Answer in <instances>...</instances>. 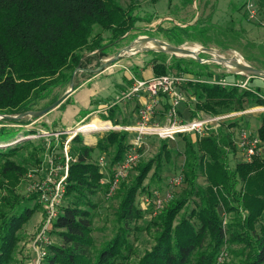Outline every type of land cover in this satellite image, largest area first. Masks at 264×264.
Here are the masks:
<instances>
[{
    "label": "trees",
    "instance_id": "trees-1",
    "mask_svg": "<svg viewBox=\"0 0 264 264\" xmlns=\"http://www.w3.org/2000/svg\"><path fill=\"white\" fill-rule=\"evenodd\" d=\"M136 22L132 9H122L118 0H0V117L4 116L0 124L26 125L20 119L6 116L33 111V106L48 98L54 87L68 86L71 74L80 67L83 50L104 52L132 31ZM98 30L108 32V45H102ZM154 73L159 76L168 72L164 66H156ZM259 81L264 83L251 78L248 86ZM192 83L196 103L191 117L197 111L223 115L264 105V94L255 90L240 91L237 87L201 80ZM57 101V97L52 98L44 108ZM68 101L67 95L57 108L64 110ZM104 120L116 125L110 115ZM17 132L15 128L0 126V144L13 140ZM257 135L264 147V121ZM220 137L219 132L204 137L197 150L191 140L184 139V179L190 187L189 196L196 198L194 207L182 214L178 222L175 218L186 205L187 197L161 207L154 244L132 264H217L225 231L228 242L241 247L236 253L242 257L239 264H264V225L256 227L259 220H264V155L250 162L241 161L230 169L225 144L231 142L226 143L222 137L220 143ZM126 139V132L117 131L97 139L94 146L85 145L80 134L70 139L72 161L68 165L63 197H70L71 202L58 208L50 230L55 231L60 243L48 246L44 264H115L117 259L131 254L128 225L141 217L134 204L135 194L153 160L142 166L133 184L121 194L115 211L117 231L95 253L90 214L85 209L94 207L89 197L101 186L103 177L99 166L91 161L93 153H106L113 148L108 164L112 167L128 150ZM30 145L28 140L14 146L0 145V173H17L19 167L8 158ZM163 147L166 148L165 143ZM198 152L209 158L205 188L194 183L196 168L200 166ZM156 170L157 167L152 176ZM32 198L31 194L28 200ZM218 205L225 213L234 214L225 230ZM33 211L34 208L18 202L7 212H0V264L11 263L17 233Z\"/></svg>",
    "mask_w": 264,
    "mask_h": 264
},
{
    "label": "rangeland",
    "instance_id": "rangeland-1",
    "mask_svg": "<svg viewBox=\"0 0 264 264\" xmlns=\"http://www.w3.org/2000/svg\"><path fill=\"white\" fill-rule=\"evenodd\" d=\"M118 2L122 9H132L133 16L137 19L134 29L119 39L116 45L108 46L102 53L96 49L83 50L79 70L71 74L73 80L71 87L69 85L54 87L48 98L33 106L32 112L42 110L52 98L61 99L66 94L73 95L74 98L68 101L66 109L61 110L57 106L39 118H34L31 114L20 117L21 121L27 123L26 125L0 124V126L18 130L16 137L3 144V147L22 144L27 140L31 143L29 147L20 148L14 156L8 158L19 167L17 173L7 175L0 173V212H7L12 204L18 202L31 209L34 208L17 233L18 241L10 264H34L35 261L32 245L45 213L34 186L42 182L50 168H58L54 172L58 179L62 173L60 168L65 163L69 165L72 161L69 156L70 139L76 134L82 136L85 145L92 146L97 139L106 136L109 132H125L120 128L132 126L140 108L136 93L131 94L136 81L155 77L156 66H164L168 73L192 80L182 87L185 95L184 105L192 113L196 103V98L192 94L194 92L192 82L197 80L219 82L228 74L226 60L236 61V57L240 56L245 64L264 70V0H118ZM99 33L103 40L102 45H108V32L99 31ZM146 38L179 47L177 52L181 54L188 52L191 48L197 50L201 47L210 53H200L198 58L177 56L169 54L163 46H148L147 49L134 52L132 48L138 43L143 42V47L148 44ZM158 49L166 52L154 51ZM242 80L241 77L235 81ZM254 85H250L249 88L264 94V83L257 82ZM73 88H75L74 91ZM69 90L70 92L67 93ZM159 105L160 103L157 105L155 116L163 120V111ZM262 108L264 105L230 113L232 116L222 120L218 129L209 130L204 136H216L219 132L220 143L222 137L226 138V143L231 142L229 145L225 144L230 169L243 161L236 147L239 131L243 129L257 134L258 127L264 121ZM84 114L88 116L77 123V116ZM109 115L118 123V126L111 122L110 125L114 127L111 129L85 133L78 131V129L90 128L89 123L92 121L106 125L103 121L105 116ZM206 116L221 115L197 111L190 120ZM126 133L128 143L133 133ZM204 137L181 134L175 137V141H163L156 135L145 137V145L139 151L138 161L120 182L115 193L108 197L106 185H102L94 195L89 197L94 207L85 209L90 214L94 253L114 237L119 225L115 211L120 202V196L133 184L142 166L152 160L150 169L145 179L139 182L135 194L134 204L141 212V217L128 225L127 241L131 246V254L125 259H117L115 264L136 263L144 252L152 247L156 236L158 213L166 205L172 201L188 198L186 205L176 216L175 222L179 221L182 214L194 207L193 202L196 198L189 196L190 187L184 179L186 160L183 154L184 139L191 140L197 150ZM67 141L69 143L66 162L62 147ZM164 143L167 149L163 147ZM112 153L113 148H109L106 153L95 151L91 161L99 166L100 172L105 173ZM198 156L201 157L198 159L200 166L196 168L194 183L196 186L205 188L208 186L209 169L206 165L209 158L200 152ZM101 162H104V166ZM155 167H157L156 175L152 176ZM178 174L182 175V183L175 187L169 186L168 179ZM167 193L170 199L164 201L160 208H156L154 199L164 198ZM31 194L33 198L28 200ZM70 202V197H63L59 208L69 205ZM217 209L225 230L234 214L225 213L220 205ZM258 225H264V220L257 222V229ZM55 234V231L49 230L47 235L49 245L60 243ZM224 235V242L217 256V264H239L242 257L236 253L241 247L228 242L227 231Z\"/></svg>",
    "mask_w": 264,
    "mask_h": 264
},
{
    "label": "built area",
    "instance_id": "built-area-1",
    "mask_svg": "<svg viewBox=\"0 0 264 264\" xmlns=\"http://www.w3.org/2000/svg\"><path fill=\"white\" fill-rule=\"evenodd\" d=\"M227 73L231 74L229 72ZM231 75H239L243 80L239 82L222 79L219 82H206L220 84L227 87L242 88L243 90H251L248 86V82L251 78H256L243 74ZM257 79L264 82V79L262 78ZM191 81L192 80H189L184 76L173 73L151 77L145 81H136L135 86L131 90V94L144 90L148 95V101L138 110V120L134 126L120 128L125 132L133 133L132 139L128 142V150L123 155V158L112 167L108 166L105 173L101 172L103 177L100 180V185H106V193L108 197L115 193L120 182L138 161L140 157L139 151L145 145L146 136L156 135L163 141H174L175 137L181 134H192L201 138L206 136L209 130L218 129L222 120L228 119L232 116V114L229 113L227 115L206 116L183 121L178 115V106L185 102V95L182 91V87L186 85L187 82ZM161 98L167 99L168 107L163 122H158L155 120V112ZM261 110H264V108ZM68 143L69 141H67L62 147L63 156L66 162L68 159ZM236 147L244 162H250L253 158L264 155V147H262L258 135L252 134L243 129L239 131L237 136ZM101 164L104 166V162H101ZM56 169L58 168H50L42 182L34 186V190L38 194L39 202L42 204L45 213L43 221L40 224L38 235L34 239L32 245L33 251L35 252L34 264H44L48 246L50 244L47 235L53 221L57 218L58 208L65 192L64 188L68 165L65 163V165L60 168L62 173L58 179H56V174L54 173ZM181 183V174L169 178L167 182L171 187L179 186ZM168 199H170L168 193L164 198H155V207L160 208L163 202Z\"/></svg>",
    "mask_w": 264,
    "mask_h": 264
},
{
    "label": "bare ground",
    "instance_id": "bare-ground-1",
    "mask_svg": "<svg viewBox=\"0 0 264 264\" xmlns=\"http://www.w3.org/2000/svg\"><path fill=\"white\" fill-rule=\"evenodd\" d=\"M148 41V44L143 47L144 43L143 42H140L136 45V47L132 48V50L134 52L136 51H140V50H144V49H147L149 48L148 46H163V48L169 52V54H175L177 56H192V57H196L197 55H199L200 53H210L209 51L203 49L202 47L201 48H198L197 50H192L189 49L188 52H182L184 54H181V52H177V51H170V47L168 44H166L165 42H162V41H159V40H156V39H152V40H147ZM187 50V49H186ZM211 54L213 55V52H211ZM236 62H237V65L239 66H243L245 63L244 61L242 60V58L240 56H237L236 57ZM224 63V62H223ZM225 66L233 71V72H238V73H241V71L239 70V68L235 67V66H231L228 64V62L225 63ZM90 124V128L87 127V128H83V129H78L79 132H82V133H85V132H88V131H93V130H106V129H111V128H114L112 127L110 124H106V125H102L101 123H97L96 121H92ZM0 145H3V144H0Z\"/></svg>",
    "mask_w": 264,
    "mask_h": 264
},
{
    "label": "water",
    "instance_id": "water-1",
    "mask_svg": "<svg viewBox=\"0 0 264 264\" xmlns=\"http://www.w3.org/2000/svg\"><path fill=\"white\" fill-rule=\"evenodd\" d=\"M146 39L147 40H152L151 38H146ZM169 47H170V51H173V52L179 50V47H174V46H169ZM149 50H153V49H149ZM154 51L166 52V51H164L162 49H158V50H154ZM173 55H175V54H173ZM195 58H198V55ZM226 61L228 62L229 65L235 66V67L239 68V70L241 71V73L233 72V71H231V70H229L227 68L226 71L229 72V73H231V74H243V75H247V76H251V77H256V78H262V79H264V70L256 69V68L251 67V66H249L247 64H244L243 66H239V65H237V62L236 61H228V60H226ZM78 70H79V68H77L75 71H78ZM72 82H73V80L70 79V82H69V86L70 87L72 85ZM69 92H70V90L67 93H69ZM65 96H67V94L64 95L61 99H58V101L55 102L54 104H52V105H50V106H48L46 108H43L42 110H40L38 112L28 111V112H25V113H23L21 115H17V116H6V117L9 118V119H20V117H23L25 115H28V114L30 115L31 114L32 117L39 118V117L47 114L52 109L56 108L64 100ZM1 117L3 118L4 116H1Z\"/></svg>",
    "mask_w": 264,
    "mask_h": 264
},
{
    "label": "crops",
    "instance_id": "crops-1",
    "mask_svg": "<svg viewBox=\"0 0 264 264\" xmlns=\"http://www.w3.org/2000/svg\"><path fill=\"white\" fill-rule=\"evenodd\" d=\"M240 78H241V76H239V75H231V74H227V75L224 76L223 79H225V80H227V81H235V80L240 79ZM242 79H243V78H242ZM205 81H206V80H205ZM136 96H137L138 99H139V105H140V107H141L145 102L148 101V95H147V93H146L144 90H141V91H139L138 93H136ZM68 97H69V102L71 101V98H72V97L74 98L73 95L68 96ZM159 103H160L161 108H162L161 110L163 111L162 114L165 115V112H166L167 107H168V101H167L166 98H161L160 101H159ZM115 105H116V104H115ZM160 105H159V106H160ZM65 109H66V107H65ZM139 109H140V108H139ZM157 109H158V107L156 108V110H157ZM80 110H84V108H80ZM178 115H179V117H180L183 121L190 120L191 113L189 112V109L186 108V106L184 105V103H181V104L178 106ZM86 116H88V114H86ZM86 116H85V117H83V116H77V118H78L77 123L82 122L83 119L86 118ZM191 119H192V118H191ZM137 120H138V113H137V117H136L134 123H132L131 125L134 126V125L137 123ZM155 120L158 121V122H163L164 117H163V120H161V119H159V118H157V117L155 116ZM72 122H73V121H72ZM103 122H108L109 124H112L111 121H103ZM63 123H64V122H63ZM101 123H102V122H101ZM117 124H118V123L116 122V126H118ZM132 137H133V136H132ZM132 137H131V139H132ZM131 139H130V140H131ZM130 140H129V141H130ZM129 141H128V142H129ZM174 141H175V140H174ZM94 145H95V143H94ZM94 145H92V146H94Z\"/></svg>",
    "mask_w": 264,
    "mask_h": 264
}]
</instances>
